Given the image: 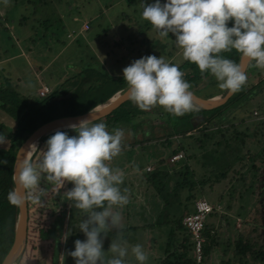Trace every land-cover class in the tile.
I'll return each instance as SVG.
<instances>
[{"label": "trees", "instance_id": "obj_1", "mask_svg": "<svg viewBox=\"0 0 264 264\" xmlns=\"http://www.w3.org/2000/svg\"><path fill=\"white\" fill-rule=\"evenodd\" d=\"M86 1L90 6L98 7L93 0ZM105 1L101 0V4H105ZM31 4L34 6L33 15H35L37 10L35 6L37 4L34 0H32ZM137 5L140 6L137 7L138 9H136ZM143 5H149L148 1L127 0L125 2V8L131 9L133 7L132 12L136 16L142 14ZM132 12L131 14L133 15ZM18 22L20 25H25L26 18L21 16ZM233 24L234 21L230 20L228 27H232ZM138 26L140 32H144L145 28H151L152 31H155V36L150 40L162 42L165 49L171 45L172 49L167 53L166 61L179 66V69L184 73V80L191 84L190 91L195 95V91L199 88L206 89L219 84L210 72L202 75L196 64L183 59L182 49L173 44V40L176 39L174 34L169 33L168 37L162 39L151 23H143V19ZM4 29L7 30L6 27ZM79 34V32L74 31L75 43H78ZM134 36L133 33H129L126 35V39L130 41ZM125 45L128 46L123 39L112 42V48H115V50L123 51L125 50ZM177 54L182 55L179 62L174 59ZM112 55L117 57L118 54L115 52ZM220 55L236 63H239L241 57V54L236 50L222 52ZM121 58L123 60L124 56L122 55ZM254 63V61L249 63L246 69L248 81L242 90L233 94L224 105L213 110L207 111L197 108L195 111L177 117L167 112L162 106L157 105L145 111L128 100L109 115L95 121V123H104L111 132L119 128L124 131V134L128 133L133 138L139 135L140 139H136L134 146L138 147L141 153H144L149 147V152L154 153V157L157 155L158 158H155L154 169L146 172L148 178L145 183L147 189L149 188L153 191L152 199L156 198L162 201V206L159 209L160 213L156 217H151L149 223L144 222L139 224V226H137L138 223L131 224L128 222V218L137 213L139 208L137 201H131L134 197L131 193L128 174L134 170V167L130 165L129 168L123 170L125 181L123 180V183L119 186L122 193L123 189H128L129 202L122 207H114L115 211L120 212L124 221L123 223L121 222L119 229H114L107 234L111 240L117 237L118 232H123L124 238L131 240L134 235L131 236L130 233L134 234L140 231H149L151 233L155 230L158 232L156 240H161V244L160 250L155 253V259L151 264H210L211 255L214 254L221 240L220 229L222 225H217L216 231L211 230L214 227L208 225L206 219L201 231L203 238L201 259L197 261L195 243L191 234L183 225V219L191 214L187 208L189 205L184 204V213L175 216L172 212H168L171 202L180 197L179 195L184 191L186 192L184 201L192 202V213H194L195 201L200 198L206 199L204 187L209 188L212 194L217 186L219 187L225 183L227 188L224 190L223 187L221 193L214 196H218V201L220 202L223 196H232L228 199V206H226L228 212H230L229 204L236 196L241 200L247 195L251 203L264 205V200H262L264 198V117L260 121L255 122L251 128L246 126L243 116L238 119V115L241 112L253 107V100L260 101L258 97L264 98V77L262 78L260 73L257 72L258 68L253 66ZM69 66L74 67V69L67 76V82L77 78L83 79L84 75L89 72L94 74L95 78L93 79H96L97 83L87 84L88 90L86 93L89 95L90 91H95L96 94H100V97L104 93L105 96L99 100L98 105L107 104L114 94L124 92L128 87L124 77H105L98 70H94L91 65L90 68L81 70H77L75 64ZM254 74H256V78L253 76ZM251 77L255 82L248 85ZM84 84L81 83L80 85L83 86ZM60 85L61 88L59 87ZM60 85L56 88H64L65 82ZM51 92L49 90L48 94L43 97L39 96V94L37 96L22 95L18 92V86L13 84L9 77L0 80V110L6 113L13 122L12 128H6L4 124L0 123V134H4L8 141L7 144H0V161H7V164L0 163V264L12 245L18 219L17 206L10 204L7 198L8 193L13 191L14 188L12 169L15 156L19 147L32 132L46 122L55 119H49L47 116V112L52 106V99H55L49 97ZM225 92L226 90H222L221 95L225 94ZM216 96L218 95L206 99ZM38 98L41 100H38ZM98 105L97 103L93 104L87 112L95 109ZM161 122L165 124L166 132L163 134V138L158 139L153 133V128L157 127L156 125ZM53 134H48L38 141L37 147L30 157L33 161L40 158V151L47 150L46 141ZM75 135H78V133H75ZM151 142H155L159 147H162L164 149L163 153L166 151L168 158H159L160 156L158 155L160 154H155V151L151 150L153 149L152 146H149ZM174 142L176 143L175 147H173ZM124 149L125 145H122L121 152ZM198 151L206 159L213 154L212 157L215 160V163L210 166V171H208L210 177L201 182L195 180L194 170L192 169V163L196 157L195 152ZM180 153L183 155V160L171 163V157ZM223 158L225 163L219 169L216 164H221ZM116 164L117 166L121 165L118 160H116ZM203 166H205L204 163ZM73 186L72 183L67 182L65 187L60 189L59 194H56V186L46 180H42L41 187L47 190L46 196L42 198L44 201L43 206L35 205L30 200L27 202L26 243L34 240L35 236H37L39 242H49L50 254L54 264H59V261H63L64 257L69 258L70 255L68 253L75 250L74 242L77 239L81 241L86 239L84 233L79 229V224L86 218V213L75 208V202L68 200L64 196V192L70 190ZM211 206L214 209L208 217L212 214L215 215L218 211L216 208L219 206ZM148 210L149 208L145 212H148ZM139 211H143V205L140 206ZM253 215L254 213L249 215L248 218L255 223L256 220ZM218 216L220 224H224L227 221L225 214H219ZM244 224L249 225L245 221ZM256 233L257 229L254 226L253 228L251 227L250 232H247V234L240 233L236 235L232 242L226 240L224 243L225 249L223 248L222 251V259L217 264H264V245L261 244L259 237H254ZM229 252L230 256H228ZM125 261L126 264H130L128 260L125 259Z\"/></svg>", "mask_w": 264, "mask_h": 264}, {"label": "rangeland", "instance_id": "obj_2", "mask_svg": "<svg viewBox=\"0 0 264 264\" xmlns=\"http://www.w3.org/2000/svg\"><path fill=\"white\" fill-rule=\"evenodd\" d=\"M34 1L37 4L35 6L37 9L35 15H33L34 6L31 4L32 0H8L7 4H5L4 0H0V80L9 77L12 83L18 86V92L22 95L37 96L40 87L42 85L47 86L50 92L52 91L49 97L51 99L55 98L54 100L52 99V106L47 112L49 119L70 116L71 114L79 115L87 112L93 104L97 103L98 105L99 100L105 96L103 93L102 97H100V94H96L95 91H90L89 95H87V84L94 82L96 84V79H93L95 76L91 72L86 73L83 79L77 78L67 82V76L74 69V67L69 65L75 64L77 70L88 69L91 65L94 67V70H98L105 77L115 76L122 78L123 69L134 60L148 55H155L157 58L162 56L166 60L167 53L172 49L171 45L165 49L162 42L150 40L155 36V31H152L151 28H145L144 32H140L138 25L142 23V14L136 16L132 12L133 7L131 9L125 8L127 0H106L105 4H101V0H93L98 7L90 6L86 0ZM147 1L149 5L156 2V0ZM166 2L167 0H160L161 4ZM137 7L140 6L137 5L136 9H138ZM21 16L26 18L25 25H20L18 22ZM144 22L149 21L143 19ZM71 30L79 33L80 30L82 31L78 35V43H75V35H72ZM52 33L54 34L52 35ZM129 33L135 35L130 41L126 39V35ZM121 39L128 44V46L125 45L124 53L122 50L112 48V42ZM148 40L149 42H147ZM173 44H176L175 39L173 40ZM115 52L118 54L117 57L112 55ZM122 55L124 56L123 60L121 58ZM181 56V54H177L174 59L179 62ZM257 72L260 73L262 78L264 77V69L258 68ZM253 76L256 78V74ZM64 82V88H56L60 84H64ZM254 82L251 77L248 85ZM81 83L85 84L81 86ZM59 87L61 88V85ZM195 93L203 99L214 95H218L217 97L223 95H221L222 90L218 85L207 87L206 89L199 88ZM117 95H119L118 92L111 99ZM258 98L260 101H252V108L238 115V119L240 116H243V121H245L246 126L249 128L253 127L255 122L260 121L264 117V98ZM38 100L41 99L38 98ZM104 105L106 104H99L96 109ZM0 123L4 124L6 128L13 127L11 118L1 110ZM156 126L153 128V133L156 138L161 139L166 132L164 128L165 124L161 122ZM107 130L112 133L110 129ZM60 131L67 132L69 136H74L76 133L71 129ZM136 139L139 140L140 136L138 135L136 138H133L128 133L124 134L122 145H125V149L115 159L117 158L116 160L120 162L121 165H118L120 169L124 168L123 170H125L130 165L134 167V170L128 174L131 193L134 197L131 201H137L139 208L143 205V211H139L138 208V212L130 216L128 222L131 224L138 223L137 226H139V224H143L144 222L149 223L151 217H156L160 213L159 209L162 206V201L156 198L152 199L153 191L149 188L147 189L145 183V180L148 178L146 172L148 168H150V171L154 169L153 164L157 155L154 157V153L149 152V147H147L144 153H141L138 147L134 146ZM175 145L176 143L174 142L173 147ZM149 146H152L153 149L151 150H154L155 154H160L158 155L160 156L159 158H168L167 152L164 151L163 153L164 149L159 147L157 143L151 142ZM36 147L37 144L35 149ZM201 154L199 151L195 152L196 157L192 163L195 180L200 182L210 177L208 171H210L212 163H215L212 157L213 154L207 159L206 157L203 158ZM222 161L221 164H216L219 166V169L225 163V159L223 158ZM203 163L205 166H203ZM223 187L225 190L227 185L223 183L219 187L217 186L212 194L209 188L204 187L207 201L213 206H219L216 208L218 209L216 214L210 215L206 223L214 227L211 230H215L217 225H222L220 229L221 240L218 248L211 255L212 260L210 264H217L222 259V251L223 248L225 249L224 243L226 240L232 242L236 235L250 232L251 227L256 226L257 233L254 237H259L261 244L264 245V205L261 203L257 205L253 202L251 203L247 195L241 200L236 196L229 204L230 212H228L226 206H228V199L232 196H223L221 202L218 201V196H214L221 193ZM179 196L171 202L168 212L179 216L180 213H184L183 205L185 204L189 205L187 207L188 212L192 213V202L184 201L186 192L183 191ZM148 208V212H145ZM253 213V217L256 220L255 223L251 222L248 218ZM219 214L227 215V221L224 224L219 223ZM243 219L249 225H245ZM123 221L124 218L122 217L121 222L123 223ZM157 234L158 232L155 230L151 233L149 231H140L134 234L130 233L131 236L134 235L131 237V241L127 239L129 246L136 244L143 246L144 250L148 253L146 264L153 263L155 253L160 250L161 240H156ZM110 244L111 239L107 235L104 237L103 242V250L106 251V255H109L107 251ZM228 256H230V252ZM125 259L130 264H139L132 256L130 249L129 255ZM14 264H54L50 254L49 242H39L37 236H35L34 240H30L25 244L20 258ZM59 264H75V259L71 256L69 258L64 257L63 261H59Z\"/></svg>", "mask_w": 264, "mask_h": 264}, {"label": "clouds", "instance_id": "obj_3", "mask_svg": "<svg viewBox=\"0 0 264 264\" xmlns=\"http://www.w3.org/2000/svg\"><path fill=\"white\" fill-rule=\"evenodd\" d=\"M142 18L162 39L174 34L183 59L196 64L202 75L210 72L221 90L235 94L248 81L242 66L224 58L222 52L236 50L250 63L254 61V67L264 69V0H167L164 4L156 0L143 5ZM230 20L232 27H228ZM123 77L129 100L141 110L159 105L177 117L197 110L184 73L162 56L134 60L123 69ZM67 127L78 135L56 130L38 160L27 153L20 160L18 155L13 174L18 187L8 193L9 203L22 207L30 200L43 206L47 190L41 187L42 180L55 185L56 194L70 182L74 186L64 196L86 213L79 224L86 239H77L75 250L68 253L75 264H126L129 249L139 264H146L148 253L143 246H129L123 232L111 240L110 256L103 250L104 237L121 226L122 216L114 207L129 202L128 189L122 193L119 187L124 172L108 163L121 153L124 131L117 128L110 133L104 123L88 118ZM7 143L0 134V144Z\"/></svg>", "mask_w": 264, "mask_h": 264}, {"label": "water", "instance_id": "obj_4", "mask_svg": "<svg viewBox=\"0 0 264 264\" xmlns=\"http://www.w3.org/2000/svg\"><path fill=\"white\" fill-rule=\"evenodd\" d=\"M249 63L250 62L241 55L239 59V64L242 66L245 72ZM232 96H233L232 93L226 91L225 94H223L221 97L203 99L193 93V100L196 105V108L208 111L224 105ZM128 100L129 98L126 89L124 92H120L119 95L111 99L106 105L100 108L97 109L95 108L94 110H91L84 114L59 117L41 125L34 132H32V134L19 147L13 164L12 180H13V174L15 172V164L18 155L20 154L19 156L20 160H22L26 156V153L29 157H31L34 152L36 144L42 137L48 134L55 133L56 130L70 129L67 127L69 124H74V123L78 124L82 119L88 118L94 120V122L99 119H102L105 116L109 115L112 111L117 109L122 103ZM13 185H14L13 190L17 189L18 186L16 185L14 180H13ZM17 209H18V219L15 226L13 242L8 253L2 260L1 264H14L20 258L25 248L26 238H27V213H28L27 203L22 207H17Z\"/></svg>", "mask_w": 264, "mask_h": 264}, {"label": "built area", "instance_id": "obj_5", "mask_svg": "<svg viewBox=\"0 0 264 264\" xmlns=\"http://www.w3.org/2000/svg\"><path fill=\"white\" fill-rule=\"evenodd\" d=\"M72 35H74V31H71ZM49 88L45 85H42L38 91L39 96L43 97L48 94ZM183 157L182 153L172 156L170 159L171 163L178 162ZM150 168H148V171ZM214 207H212L208 201L204 198L198 199L194 203V213L187 215L183 219V225L189 231L192 236V239L195 243V256L197 261L201 259V244L203 242V238L201 236V231L205 224V221L209 214L213 212Z\"/></svg>", "mask_w": 264, "mask_h": 264}, {"label": "crops", "instance_id": "obj_6", "mask_svg": "<svg viewBox=\"0 0 264 264\" xmlns=\"http://www.w3.org/2000/svg\"><path fill=\"white\" fill-rule=\"evenodd\" d=\"M82 33V31L80 30V34ZM97 83V82H96ZM217 97V96H216ZM94 110V109H93ZM56 119V118H55ZM109 164H110V166L111 167H114V168H118V166H117V164H116V159L115 158H113V160L111 161V162H109ZM130 166H128V167H126L125 169H127V168H129ZM124 169V168H123ZM123 169H121V170H123ZM127 174H128V172H127ZM126 174V175H127ZM201 199V198H200ZM226 215V214H225ZM237 215H238V213H237ZM227 216V215H226ZM131 241V240H130Z\"/></svg>", "mask_w": 264, "mask_h": 264}]
</instances>
